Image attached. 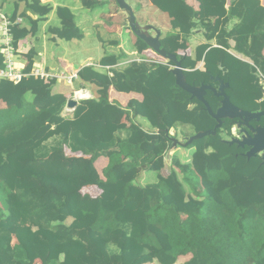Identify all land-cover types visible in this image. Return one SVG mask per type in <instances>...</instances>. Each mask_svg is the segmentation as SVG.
I'll return each instance as SVG.
<instances>
[{"label": "trees", "instance_id": "1", "mask_svg": "<svg viewBox=\"0 0 264 264\" xmlns=\"http://www.w3.org/2000/svg\"><path fill=\"white\" fill-rule=\"evenodd\" d=\"M80 1L87 9L97 6L95 0ZM197 1L200 21L216 19L208 28V39L219 34L225 48V39H235L237 50L261 68V2L236 0L239 9L231 6L227 11V0ZM153 4L170 16L183 38L197 26L195 10L187 0H154ZM51 12V7L33 0L22 15L28 29H13L15 47L37 34L38 22L30 14L45 17ZM57 16L61 27L52 33L68 42L83 40L68 8L59 7ZM230 16H238L241 22L227 33L224 26ZM11 19H17L16 12ZM173 37L162 41L167 53H171L168 40ZM254 37L259 45L249 51ZM137 43L140 52L148 49L141 39ZM28 58L27 74L33 67ZM199 60L205 62V71L194 69ZM182 65L184 69L193 66L184 78L187 85L197 88H217L214 78L221 66L238 70L242 79L226 90L231 103L244 112L264 111L257 67L208 45L198 48L195 62L183 60ZM174 66L170 61L132 63L112 78L84 68L79 75L99 88V99L81 101L72 119L61 117L67 99L53 95V83L34 77L18 84L0 80V101L8 106L0 111V264H176L188 254L193 257L185 264H264V165L260 155L247 156L248 147L227 141L238 119H224L217 136L210 134L191 144L199 153L211 148L217 163L215 168L208 163L197 167L206 188L204 199L189 196L175 171L168 178L157 175V181L146 186L136 183L155 162L163 167L160 154L172 144L161 140L157 131L167 132L177 125L173 110L191 103L196 107L188 120L203 113L217 123L202 102L191 99L177 85L171 71ZM111 87L121 93H140L144 100L122 108L110 101ZM30 93L33 100L29 103L26 96ZM205 99L217 113L223 98L209 90ZM128 114L145 118L156 132L134 124L127 128L123 119ZM250 124L262 126L264 120ZM65 148L83 157H69ZM103 157L111 160L103 172L105 181L95 166ZM129 173L133 180L128 182L124 177ZM102 185L114 188L103 189L98 198L82 193L85 186Z\"/></svg>", "mask_w": 264, "mask_h": 264}, {"label": "crops", "instance_id": "2", "mask_svg": "<svg viewBox=\"0 0 264 264\" xmlns=\"http://www.w3.org/2000/svg\"><path fill=\"white\" fill-rule=\"evenodd\" d=\"M32 1L0 0V9L11 21H13L11 17L15 12L17 13V19H22V22L14 28L28 29V25L22 18V15ZM40 1L42 5L51 7L52 12L45 17L30 14L37 20L39 27L37 34L31 35L19 42L16 53L17 67L26 72L29 64L28 57L30 56L33 64L32 70L33 68H39L54 75V78L51 80V83H53V95H61L67 99V104L61 114V117L64 119H72L78 107L70 109L67 106L68 101L74 99V91H82L86 94L87 97L81 101L99 99V88L82 80L79 75L80 71L84 68H90L96 73L108 75L112 78L115 72H123L132 63L143 62L151 65L154 63L167 64L169 62L156 51L154 44L146 42L135 33L133 23L140 34L150 39H158L162 50H164L162 41L169 35H175V37L169 38L168 46L171 50L170 54L174 55L181 62V65L183 60L187 63L189 61L195 62L198 56V48L208 45L212 48L225 50L230 57L237 59L239 62L246 63L255 68L257 67V82L264 94V86L260 82V78H264V65L261 68L258 67L249 56L238 51L237 42L233 38L225 39L227 41L226 48L220 45L219 34L208 39L207 35L210 34V32L208 33V28L215 24L216 19L207 18L200 21V5L197 0H187V5L195 10L194 21L197 23V26L192 30L188 38H183L180 31L173 28L170 16L155 7L153 4L154 0H95L97 6L93 9L85 8L80 0ZM259 1L264 8V0ZM231 6L236 10L239 9L240 3L236 0H227V11L231 9ZM59 7L68 8L73 13L75 22L84 35L83 40L68 42L61 40L57 35L52 33V29L61 27V20L57 16V9ZM263 19L264 11L262 13ZM240 22L241 20L238 16H233V18L230 16L228 23L224 26V30L229 33ZM138 39L144 41L148 49L140 52L137 43ZM250 45L249 51L257 49L259 45L258 38L254 37ZM262 55L264 61V49ZM102 60H106L107 63H101ZM194 67L195 70L205 71V62L199 60ZM185 68H183V72H188L192 70L193 66L187 65ZM175 70L176 65L171 68L173 73ZM62 74L67 76L76 74L78 78L72 85H69L66 81L56 78ZM241 79L242 76L238 70L228 66H221L220 75L214 78L218 87L213 88L219 91L220 87L224 84L226 85V92L227 89L232 88L234 83ZM109 95L110 101L122 108H127L132 101L141 103L144 100V96L140 93H121L114 87L110 88ZM26 99L27 102H32V94H28ZM81 101L78 103L80 104ZM262 101H264V97ZM195 107L196 105L188 103L184 109L173 110V118L177 120V125L167 132L157 131L162 136L161 140L169 141L172 144L169 150L160 154L163 157V167L159 168L158 163L155 162L150 170H145L141 173L136 183L146 186L155 183L157 175L160 174L162 177L168 178L172 171H175L180 180L183 181L186 193L189 196L197 200L204 199L206 188L203 176L197 170V167L200 164L208 163L210 167L215 168L217 163L212 157L211 148H208L204 153H199L195 148L191 147V144L198 135L216 131L217 123L210 120L203 113L188 120L192 116ZM7 108L6 103L0 101V111H5ZM123 123L127 128H130L134 124L140 126L148 133L156 132L150 122L142 117H133L131 114H128L124 117ZM220 129H217L216 134L213 136H217ZM233 129L236 130L235 133L237 135H240V138L243 137L237 123L233 126ZM222 135L224 136V133ZM232 139L233 137H228L227 141H231ZM52 141L54 139H51L50 143ZM65 153L69 157H83L82 153H72L68 148H65ZM209 158L210 161H208ZM110 161V157H103L95 163L96 169L104 181L103 172L109 166ZM180 167L183 168L181 169ZM183 169L184 171H182ZM124 180L128 182L132 181L133 176L129 173L124 177ZM113 188V185H102L100 187L85 186L82 189V193L92 198H98L102 194L103 189L112 191ZM186 217V215H183V220ZM16 243L17 241L14 239V244ZM192 257V254L180 256L176 264H185ZM37 264H41V262L38 261ZM153 264L158 263L155 262Z\"/></svg>", "mask_w": 264, "mask_h": 264}, {"label": "water", "instance_id": "3", "mask_svg": "<svg viewBox=\"0 0 264 264\" xmlns=\"http://www.w3.org/2000/svg\"><path fill=\"white\" fill-rule=\"evenodd\" d=\"M134 21V19H133ZM133 29L135 33L146 42L152 43L155 45L156 51L165 59H167L170 62H173L176 65V70L174 72V75L176 76V83L177 85L183 89L184 91L188 92L190 95H192V98H196L200 102H202L208 111V113L217 121V129H220L223 126V120L224 119H238L237 122L238 128H240L241 134H243V137L233 138L230 143L231 144H237L241 147H248L249 151L247 153V156L249 158L256 157L257 155L261 156L262 163L264 165V124L262 126L253 127L250 123L252 121L261 122L264 120V111L258 112V113H251V112H244L243 110L235 107L229 97L227 96L225 92V86L222 85L217 91L211 86L202 85L199 88L197 87H190L186 84L185 78H184V72L181 65V62L178 61V59L170 54L162 50L161 43L158 39H150L146 36L140 34L135 24L133 23ZM210 90L215 93L217 97H222V106L217 111V113H214L208 104V102L205 99L206 92ZM78 101L75 99H71L68 101V108L75 109L78 106ZM216 131L210 132V133H204L198 135L194 140H197L201 137L207 136V135H215ZM193 142V141H192Z\"/></svg>", "mask_w": 264, "mask_h": 264}, {"label": "built area", "instance_id": "4", "mask_svg": "<svg viewBox=\"0 0 264 264\" xmlns=\"http://www.w3.org/2000/svg\"><path fill=\"white\" fill-rule=\"evenodd\" d=\"M22 19H17L16 21H11L0 9V53L2 55L3 67L0 66V80H7L14 84L20 83L24 78L34 77L36 79L44 80L46 83H50L54 78L52 74L45 72L39 68H33V70L27 74L22 70L18 69L16 62V53L18 48L14 45L13 29L16 25L20 24ZM60 80L66 81L69 85L78 78L76 74L70 76L60 75L56 77ZM261 84L264 86V78H260ZM82 91H74L73 97L78 102L85 99V97L79 96ZM236 130L233 129V135L236 138H240L236 135Z\"/></svg>", "mask_w": 264, "mask_h": 264}, {"label": "bare ground", "instance_id": "5", "mask_svg": "<svg viewBox=\"0 0 264 264\" xmlns=\"http://www.w3.org/2000/svg\"><path fill=\"white\" fill-rule=\"evenodd\" d=\"M79 96H81V97H87L86 94H85L84 92H80V93H79ZM66 113H67V112H66Z\"/></svg>", "mask_w": 264, "mask_h": 264}, {"label": "clouds", "instance_id": "6", "mask_svg": "<svg viewBox=\"0 0 264 264\" xmlns=\"http://www.w3.org/2000/svg\"><path fill=\"white\" fill-rule=\"evenodd\" d=\"M236 135H237V134H236ZM239 136H240V135H239ZM233 138H236L235 135H233ZM238 139H240V138H238Z\"/></svg>", "mask_w": 264, "mask_h": 264}, {"label": "rangeland", "instance_id": "7", "mask_svg": "<svg viewBox=\"0 0 264 264\" xmlns=\"http://www.w3.org/2000/svg\"><path fill=\"white\" fill-rule=\"evenodd\" d=\"M74 94V93H73Z\"/></svg>", "mask_w": 264, "mask_h": 264}]
</instances>
